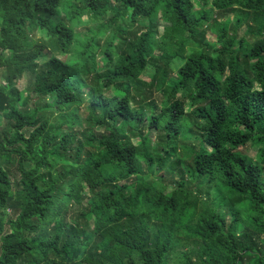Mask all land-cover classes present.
Instances as JSON below:
<instances>
[{
  "label": "trees",
  "instance_id": "1",
  "mask_svg": "<svg viewBox=\"0 0 264 264\" xmlns=\"http://www.w3.org/2000/svg\"><path fill=\"white\" fill-rule=\"evenodd\" d=\"M0 74V264H264V0H0Z\"/></svg>",
  "mask_w": 264,
  "mask_h": 264
},
{
  "label": "rangeland",
  "instance_id": "2",
  "mask_svg": "<svg viewBox=\"0 0 264 264\" xmlns=\"http://www.w3.org/2000/svg\"><path fill=\"white\" fill-rule=\"evenodd\" d=\"M245 16V15H244ZM222 17L224 18V17H227V15H222ZM245 18V17H244ZM85 21H86V23L88 22V17L86 16L85 18ZM219 15H218V13L216 12L215 14H214V16H213V18H212V23H213V25H216V23H219ZM233 20H236V16L235 17H233ZM248 23H251L252 25H253V27H254V29H256L257 28V24L253 21V20H251V19H249V20H247V21H244L243 22V24L240 26V28H238L237 29V34H238V37L239 38H242V37H245V38H249V39H251L252 41H255V40H257L258 39V37H256L254 34H251V33H249L248 31H247V24ZM85 28L86 27H84V26H82V27H80L79 28V31H84L85 30ZM231 33H233V30H232V32ZM209 38L211 39V40H213L214 38H215V36L214 35H212V34H209ZM61 58H66V59H68V60H71L72 58H73V55H69V56H63V55H61L60 56ZM148 75H151V72H149V73H147ZM2 76V74H0V77ZM34 82H35V75L34 74H32V73H30V74H28L27 76H25L21 81H19L18 82V87H19V89L21 90V91H28V92H30V90L32 91V89H33V85H34ZM0 83H3V81L0 79ZM49 100V101H48ZM54 101V99L53 98H50V99H47V97H37V95L36 94H33V96H32V99H31V107H29L30 109H35L37 106L38 107H40V108H42V106H44V104L46 103V102H53ZM84 113H86V112H84ZM4 125L6 126V124L4 123ZM3 129V127L2 128H0V131ZM154 139H156V136H154ZM239 150H241L243 153H245V154H247L248 156H250V157H255V153H256V148L255 147H253L252 145H247V146H245V147H243V148H240ZM1 163V162H0ZM14 174H15V178L14 179H16V180H19V175L18 174H16V172H13ZM175 264H178V263H175Z\"/></svg>",
  "mask_w": 264,
  "mask_h": 264
}]
</instances>
